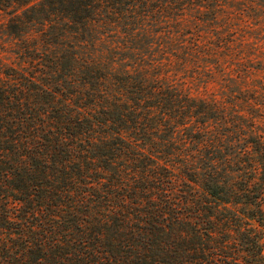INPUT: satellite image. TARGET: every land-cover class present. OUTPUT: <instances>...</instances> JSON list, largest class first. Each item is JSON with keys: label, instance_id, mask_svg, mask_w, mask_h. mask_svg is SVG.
Listing matches in <instances>:
<instances>
[{"label": "trees", "instance_id": "trees-1", "mask_svg": "<svg viewBox=\"0 0 264 264\" xmlns=\"http://www.w3.org/2000/svg\"><path fill=\"white\" fill-rule=\"evenodd\" d=\"M231 7L0 0V264H264V93L208 94Z\"/></svg>", "mask_w": 264, "mask_h": 264}, {"label": "rangeland", "instance_id": "rangeland-1", "mask_svg": "<svg viewBox=\"0 0 264 264\" xmlns=\"http://www.w3.org/2000/svg\"><path fill=\"white\" fill-rule=\"evenodd\" d=\"M233 9L236 8L231 7L224 13L227 23L220 26L224 37L221 66L215 69L220 73V84L211 83L208 87V94L217 92L220 87L226 99L231 95L229 75L238 81L234 89L238 98L246 89L264 93V12L249 14L240 7ZM229 21L232 24L229 25ZM259 119L256 124L264 126V120Z\"/></svg>", "mask_w": 264, "mask_h": 264}]
</instances>
